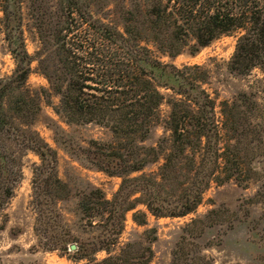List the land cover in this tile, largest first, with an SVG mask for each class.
I'll list each match as a JSON object with an SVG mask.
<instances>
[{
    "label": "trees",
    "instance_id": "16d2710c",
    "mask_svg": "<svg viewBox=\"0 0 264 264\" xmlns=\"http://www.w3.org/2000/svg\"><path fill=\"white\" fill-rule=\"evenodd\" d=\"M23 1L0 0V33L15 62L12 73L0 78V137L18 136L40 160L31 180L35 232L47 250L69 253L75 244L67 254L74 261L150 264L156 230L121 241L126 213L132 211L140 226L148 224V214L183 217L196 211L212 183L236 179L226 169L229 126L240 97H248L240 91L232 102L222 100L220 119L219 92L208 88L214 70L205 63L177 66L159 54L173 57L186 47L193 53L234 35L225 72L243 76L257 68L264 74V0H55L37 26L40 48L34 56L26 49ZM34 60L49 89L27 88ZM42 101L69 127L91 124L109 133L83 144L51 120L56 142L80 165L121 177L112 198L93 188L78 194L73 209L63 208L71 190L58 176L57 151L30 126ZM162 104L169 107L165 116ZM158 126L164 133L144 143ZM160 159L156 170L147 171ZM3 174L0 165V205L13 191L4 186ZM65 212L73 215L70 223ZM215 212L186 224L171 264H214L198 243L188 248L196 237L188 230H203L204 218ZM244 264H264V253L245 256Z\"/></svg>",
    "mask_w": 264,
    "mask_h": 264
},
{
    "label": "rangeland",
    "instance_id": "374dc122",
    "mask_svg": "<svg viewBox=\"0 0 264 264\" xmlns=\"http://www.w3.org/2000/svg\"><path fill=\"white\" fill-rule=\"evenodd\" d=\"M55 0H24L23 30L26 49L30 55H36L40 48L38 25L41 24L43 11L53 10L51 5ZM43 20V19H42ZM236 43V36L222 35L206 46L186 47L176 56L169 57L159 54L162 61L182 64H208L214 70L209 91L218 90L216 111L223 108L220 102L229 103L237 97L240 91L248 93L237 110H234L236 120L229 129L232 139L228 141L230 165L226 169L237 174L236 179H230L221 184L212 183L204 192L203 200L195 212L183 217L155 218L148 214V224L137 225L132 220V211L126 213L125 230L121 241L141 236L146 228H155L157 240L152 243L154 258L150 264H171L173 251L177 249L180 236L186 232V224L193 218L203 216L211 209L217 212L204 218L203 230H192L195 239L188 248L194 249L198 243L202 254L213 259L214 264H244L245 256L264 253V74L254 69L248 75L236 76L225 72L224 65L230 59ZM15 68V62L5 48L0 33V78L9 76ZM32 71L26 81V86L32 92L42 88L49 89V82L42 73L36 60L31 64ZM215 77V78H214ZM213 95V93H212ZM58 98L53 96V101ZM163 116L168 113L166 104L160 106ZM233 118V116H232ZM221 119V115H220ZM55 120L63 128L72 133L79 141L86 144L90 138L106 139L109 133L95 125L67 126L44 101L41 110L31 121L30 126L57 151V173L66 182L71 195L62 202L63 208L73 209L78 194L99 188L106 198H112L119 187L121 177L109 176L103 171L85 168L74 160L55 140L51 129ZM164 133L162 126L155 128L153 137L144 143H151ZM8 136V137H7ZM228 139V136H225ZM225 143L222 142V146ZM224 149V148H223ZM40 160L31 150H26L18 136L2 134L0 137L1 171L7 179L4 186L13 187L10 194L3 197L0 205V264H87V260L74 261L59 250H47L43 247L34 229L35 213L31 205L33 169ZM162 159L153 164L150 170H156ZM17 168V169H16ZM17 170V171H16ZM20 170V173H18ZM5 188V187H3ZM137 208L145 209L139 205ZM67 222L73 215L64 213ZM193 243V244H192ZM104 253L97 254L101 259ZM92 264V263H90Z\"/></svg>",
    "mask_w": 264,
    "mask_h": 264
},
{
    "label": "water",
    "instance_id": "95a60500",
    "mask_svg": "<svg viewBox=\"0 0 264 264\" xmlns=\"http://www.w3.org/2000/svg\"><path fill=\"white\" fill-rule=\"evenodd\" d=\"M76 248V245L75 244H71L70 245V249H75Z\"/></svg>",
    "mask_w": 264,
    "mask_h": 264
}]
</instances>
